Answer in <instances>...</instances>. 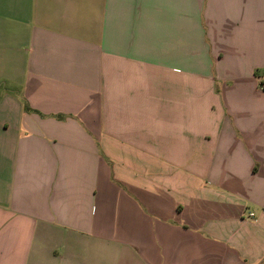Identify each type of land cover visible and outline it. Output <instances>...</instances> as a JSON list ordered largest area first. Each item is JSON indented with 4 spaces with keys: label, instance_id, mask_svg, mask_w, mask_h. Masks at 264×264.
<instances>
[{
    "label": "crops",
    "instance_id": "crops-1",
    "mask_svg": "<svg viewBox=\"0 0 264 264\" xmlns=\"http://www.w3.org/2000/svg\"><path fill=\"white\" fill-rule=\"evenodd\" d=\"M0 264H264V0H0Z\"/></svg>",
    "mask_w": 264,
    "mask_h": 264
}]
</instances>
